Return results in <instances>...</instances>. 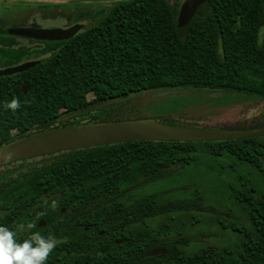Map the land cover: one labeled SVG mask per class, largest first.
Instances as JSON below:
<instances>
[{
  "label": "trees",
  "instance_id": "1",
  "mask_svg": "<svg viewBox=\"0 0 264 264\" xmlns=\"http://www.w3.org/2000/svg\"><path fill=\"white\" fill-rule=\"evenodd\" d=\"M179 10L177 1L119 0L88 29L34 50L48 56L25 72L0 77V147L86 116L92 123L125 119L130 110L123 99L155 89L239 92L264 101V0H208L206 10L192 17L184 33L177 29ZM8 52L14 62L30 54L17 48ZM9 55L0 48L1 58ZM111 97L120 100L62 123L55 121L61 113ZM13 98L21 103L15 113L4 107ZM231 123L216 128H259L264 119ZM186 167L202 170L198 188L205 183L226 190L228 197L218 200L243 214L247 225L236 221L232 227L241 236L235 248L188 250L181 232L170 227L176 218L164 214L180 208L168 207L175 203L169 189L149 190L176 185L174 180ZM192 187L189 183L172 187L179 189L176 201L193 193ZM192 196L190 208L201 207L202 198ZM88 201L134 204L125 207L122 219L104 224L107 233L124 238L120 246L74 256L73 249L109 240L68 237L71 210L83 209L73 202ZM0 211V226L7 218L12 231L28 226L16 236L17 242L35 231L59 239L46 264H264V136L122 142L22 160L0 173ZM88 216L81 213L76 220ZM39 217L46 227L37 226ZM157 218L162 222L153 225ZM225 221L217 219L216 224L224 227ZM30 224L36 227L29 228Z\"/></svg>",
  "mask_w": 264,
  "mask_h": 264
},
{
  "label": "rangeland",
  "instance_id": "2",
  "mask_svg": "<svg viewBox=\"0 0 264 264\" xmlns=\"http://www.w3.org/2000/svg\"><path fill=\"white\" fill-rule=\"evenodd\" d=\"M0 1L6 2L9 9L7 13L12 17L19 10L20 5H24L25 11L23 10L21 15L18 14L12 18V22L18 24H29L36 21L41 24L69 25L70 22L67 23L65 17L71 16L77 10L94 12L92 15L97 12L96 17L92 16L93 18L86 24H80L82 28L79 32H81L94 25L112 7L114 2L119 0H107L108 2L106 0H83L80 3H71V0ZM168 1L170 3L177 1L180 7L184 4V0ZM2 9L3 7L0 5V11ZM7 13L1 12L3 15ZM2 63L3 60L0 59V65ZM122 102L126 103V109L130 110L125 115V119H154L160 123L175 126L216 128L217 125L231 126V122L252 120L254 117L264 119V101L255 102L239 92L208 91L189 87L155 89L132 94L124 98ZM87 119L92 122L91 117ZM80 121L82 120H78L74 124H78ZM8 164L0 165V170L4 168L2 166ZM203 177L201 169L186 167L184 172L174 180L175 184L179 186L185 183L193 185L192 191L194 192L185 194V198L180 202L176 201L179 199L180 194H177L179 189L172 188L176 185H172V187L156 185L149 192H164L169 189V196L175 203L168 204V207L180 208V210L166 212L164 216H175L176 220L169 222L170 227L181 232L182 237L185 238L183 239L188 241V250L204 249L209 246L233 249L241 239V236L233 231L232 227H235L233 223L235 224L237 221L247 225V221L234 205L224 204L218 200L220 197L222 199L228 197L226 190L219 187L210 188L205 183L198 188V182L201 183ZM181 191L186 192V189ZM193 194L202 198V206L196 209L190 208L192 203L189 200ZM217 219L227 220L224 222V227L216 224ZM160 221L162 222L160 218H157L153 225L161 223ZM179 237L181 238V236Z\"/></svg>",
  "mask_w": 264,
  "mask_h": 264
},
{
  "label": "water",
  "instance_id": "3",
  "mask_svg": "<svg viewBox=\"0 0 264 264\" xmlns=\"http://www.w3.org/2000/svg\"><path fill=\"white\" fill-rule=\"evenodd\" d=\"M80 3L83 0H71ZM208 4L206 0H189L179 10L177 29L184 33L195 14H202ZM82 25L76 24L69 28H14L8 33L41 41H63L77 34ZM39 61L24 62L22 64L0 69V77L11 76L25 72ZM26 93V86H22ZM120 100L117 97L92 101L84 106L59 114L55 121L62 123L93 111L102 106ZM264 136V126L253 129H224L212 127L175 126L160 123L154 119H122L117 121L89 122L88 119L78 124L53 127L41 131L0 147V165L19 160H25L61 151L76 150L105 146L122 142L164 141V142H205L226 141L241 138ZM9 154H11L9 156Z\"/></svg>",
  "mask_w": 264,
  "mask_h": 264
},
{
  "label": "flooded vegetation",
  "instance_id": "4",
  "mask_svg": "<svg viewBox=\"0 0 264 264\" xmlns=\"http://www.w3.org/2000/svg\"><path fill=\"white\" fill-rule=\"evenodd\" d=\"M189 0H184V3ZM106 2H108L106 0ZM208 4V0H206ZM0 5L3 7V9L0 11V48L5 50V54L7 53L9 55V48H17L20 50H24L26 52H29L30 54L25 55L21 57V59H18L17 62H14L15 60L11 59V56H6L7 58L3 57L0 59L3 60V63L0 65V69L16 66L19 64H22L24 62H31V61H39L46 58L48 54H36L33 51L41 49L43 47V44H58L59 41H41V40H35L30 39L27 37L19 36V35H11L8 32L11 29L14 28H43V29H52V28H69L76 24H86L88 21H90L92 16L96 17L97 12L92 15L90 11H84V10H77L75 11L71 16H66L65 21L69 23V25H55V24H41L34 21L33 23L29 24H18L13 23L12 18L16 15H21L24 8L20 5L19 10L16 11L15 15L12 17L11 14H8L9 11L8 6L6 5L5 1H0ZM18 6V5H17ZM208 7V6H207ZM101 10V9H100ZM6 12L7 14H1V12ZM25 11V10H24ZM25 13V12H24ZM11 44V45H9ZM15 44V45H14ZM11 60V63H10ZM17 60V59H16ZM76 118V117H75ZM88 116L80 118L79 120L87 119ZM78 121V120H77ZM71 125V124H70ZM30 158V159H37ZM25 159V160H30ZM22 160L12 162L4 167L2 170H0V173L4 172L5 170L9 169L13 165H18ZM134 203H122V202H111V201H88V202H73V205H81L83 206L82 210H71V215L73 216V223L71 224L69 230H68V237L72 239L73 241H76V238L79 237H85V238H101V237H107L109 238L107 243L103 244H97L95 246L92 245H85L82 247V249H73L71 253L76 256L77 254H86L90 252L95 253H102L107 252L112 249H114L116 246H120L124 242V238H121L116 233H107L106 227H104L105 223H108L109 221H112V219H122L123 214H125V207H129ZM62 213L65 212V209L63 208L61 210ZM86 213L89 216L85 218H81L79 221L76 220V217L81 214ZM2 212L0 211V217ZM84 216V215H83ZM5 227H10V218L5 219ZM47 222L42 218L39 217L37 220V226L39 228L46 227ZM19 231H16L17 235L19 233L27 232L28 226L25 225L22 228L17 229ZM59 240L58 238L56 239ZM112 241V242H110Z\"/></svg>",
  "mask_w": 264,
  "mask_h": 264
},
{
  "label": "clouds",
  "instance_id": "5",
  "mask_svg": "<svg viewBox=\"0 0 264 264\" xmlns=\"http://www.w3.org/2000/svg\"><path fill=\"white\" fill-rule=\"evenodd\" d=\"M4 107L15 113L21 108V103L18 98H13L10 102H6ZM39 215L43 216L44 213ZM35 227V224L29 225V228ZM16 236L15 231L0 226V264H46L57 246L55 237L46 238L39 231L32 232L23 242H17Z\"/></svg>",
  "mask_w": 264,
  "mask_h": 264
}]
</instances>
